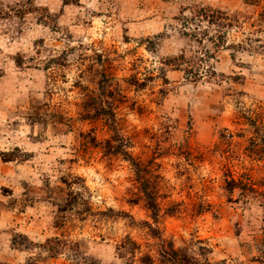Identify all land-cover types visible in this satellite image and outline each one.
Listing matches in <instances>:
<instances>
[{
    "label": "rangeland",
    "instance_id": "obj_1",
    "mask_svg": "<svg viewBox=\"0 0 264 264\" xmlns=\"http://www.w3.org/2000/svg\"><path fill=\"white\" fill-rule=\"evenodd\" d=\"M0 264H264V0H0Z\"/></svg>",
    "mask_w": 264,
    "mask_h": 264
},
{
    "label": "trees",
    "instance_id": "obj_2",
    "mask_svg": "<svg viewBox=\"0 0 264 264\" xmlns=\"http://www.w3.org/2000/svg\"><path fill=\"white\" fill-rule=\"evenodd\" d=\"M148 200H149L148 205H149L150 209H154V210L157 209V204H156L155 200L152 199L151 197H149Z\"/></svg>",
    "mask_w": 264,
    "mask_h": 264
}]
</instances>
